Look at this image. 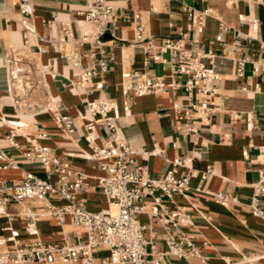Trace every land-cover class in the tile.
Instances as JSON below:
<instances>
[{
    "label": "crops",
    "instance_id": "obj_1",
    "mask_svg": "<svg viewBox=\"0 0 264 264\" xmlns=\"http://www.w3.org/2000/svg\"><path fill=\"white\" fill-rule=\"evenodd\" d=\"M17 1L0 0V120L3 119L0 152L17 162L15 167L0 168V179L17 181L26 173L44 177L40 165L22 159L28 141L48 146L60 156L89 151L84 138V121L79 117L85 114V102L97 97L107 98L121 109L123 72L139 70L162 76L166 83L173 82L169 63L151 60L148 65L144 64L146 41L136 42L132 22V14L139 12L146 22L145 36L153 45L152 53L158 51L165 38L184 33L189 48L211 47L217 55L214 64L219 78L212 83L210 113H197L188 106L185 92L174 89L131 99L130 113L118 119L127 143L138 151L134 156L135 163L151 178L162 176L176 159L186 161L178 168V176L197 173L190 178V188L185 196L175 194L165 201L169 208L177 206L189 212L190 224L180 229L193 236L201 257L180 259L171 256L169 261L172 264H264V217L254 215L250 206L253 184L264 178V70L254 71V65H264V0H106L126 13L128 20H118L116 38H103L106 49L112 52L113 61L102 90H96L92 85L98 78L85 87L79 85L80 67L63 57L66 53L81 54L90 48L89 43H78L84 32L90 33L93 29L92 24L78 22L84 19L76 14L84 9V1L31 0L36 36L30 38L27 46H24L23 36L20 40L16 38V32L22 35ZM183 5L212 11L200 35L196 36L192 31ZM241 16L255 20L256 27L242 23ZM219 19L230 27L223 36L224 41L234 47L230 58L222 57L220 46L212 43L218 32ZM11 49H15L22 59L28 77L34 83L30 107L21 111L9 95L7 56ZM162 56L169 59L168 52H163ZM232 58H246L242 76L236 74ZM81 65L91 66L92 63L82 58ZM185 79V76L179 77L182 82ZM53 98L56 99L54 103ZM185 112H189V118L184 116ZM55 113L68 114L74 128L67 130L55 123ZM236 115L240 117L236 118ZM248 115L252 123L250 129L247 128ZM9 119L23 123L12 141L6 124ZM41 134L45 137H40ZM100 143V140L96 141V144ZM72 163L84 168L88 174L89 190L78 194L86 208L94 212L106 208L108 202L95 187L93 176L97 172L91 168V163L79 158H73ZM207 167L211 168L212 174L201 179L200 174ZM217 194L227 196V201L217 202ZM143 199L148 206L151 198L145 195ZM259 205L264 211V194L259 196ZM16 207L11 205L10 211ZM139 219L150 226L146 237L160 251L166 250L162 226L147 214H141ZM5 224L6 219L0 217V233ZM66 224L61 227L54 220L40 221L41 238L46 242H61ZM14 226L23 230V222L19 219L15 220ZM94 254L103 256L107 252L97 250Z\"/></svg>",
    "mask_w": 264,
    "mask_h": 264
},
{
    "label": "built area",
    "instance_id": "obj_2",
    "mask_svg": "<svg viewBox=\"0 0 264 264\" xmlns=\"http://www.w3.org/2000/svg\"><path fill=\"white\" fill-rule=\"evenodd\" d=\"M84 9L76 11L85 20L91 22L94 29L84 32L80 45L89 43L90 48L81 54H64L74 66L80 67L81 86L92 83L96 90L103 89V82L113 61L112 52L106 49L103 40L108 34L115 37L118 20H128L126 13L110 5L106 0H83ZM19 24L26 35L36 36L32 22L33 6L31 0H18ZM192 31L196 36L203 32L205 21L212 15L210 9L195 10L183 5ZM218 32L213 40L221 49V56L230 58L234 47L224 41V34L230 30L222 20H218ZM242 23L256 27L255 20L241 16ZM135 26L136 42L143 43L146 57L144 64L151 60L171 65L173 82L166 83L162 76L150 75L139 70H128L122 73L123 102L121 109L115 101L107 98H93L85 102V114L79 116L83 121L85 141L89 151L66 153L65 156L55 154L48 146L29 142L22 153V159L31 164H38L44 177L26 173L21 179H0V217L6 219V224L0 233V264H54L61 261L66 264H172L169 257L180 259L201 257L200 249L194 244L193 236L185 234L180 227L190 224V214L182 207L169 208L166 200H171L175 194L185 196L190 188V178L197 173H186L178 176V168L186 163L183 159L172 162L171 168L158 178H151L148 172L135 163L134 156L138 151L127 143L118 119L128 115L131 109V99L142 97L159 91L182 89L191 107L199 114L212 111V83L219 78L215 71V51L207 49H192L187 46L184 33L165 38L157 52H151L153 45L146 34V22L139 12L132 14ZM40 40H42L40 38ZM168 52L169 59L162 56ZM89 59L91 66L82 67L81 59ZM238 76L244 73L246 58H232ZM9 72V89L11 100L19 108L28 105L34 83L28 77L24 62L11 49L7 56ZM264 70V65L255 66L254 71ZM185 76L184 82L179 77ZM177 109L178 106L174 105ZM52 111V109H51ZM184 116L189 118V112ZM240 115H236V118ZM54 122L67 130L74 128V123L66 113H55ZM9 139L17 135L18 128L23 123L9 119ZM248 115L247 128H251ZM40 137H45L41 134ZM100 140V144L96 141ZM79 158L91 163L96 170L93 176L95 187L105 196L108 206L94 212L86 208L83 199L78 194L89 190L88 174L84 168L73 165L72 159ZM16 161L0 152V168L15 167ZM212 174L207 167L201 174L206 179ZM264 194V178L253 184V195L250 206L256 216L264 217V211L259 205V196ZM151 198L148 206L143 197ZM227 196L215 195L217 202L225 203ZM17 205L13 212L11 205ZM141 214H147L165 230L164 242L166 250L160 251L146 232L150 226L140 221ZM16 219L23 222V230L14 226ZM54 220L59 226L67 222L72 226L63 232L61 242H46L41 238L39 222ZM7 232V234H4ZM150 237L153 234L149 233ZM97 250H105L107 254L96 256Z\"/></svg>",
    "mask_w": 264,
    "mask_h": 264
},
{
    "label": "bare ground",
    "instance_id": "obj_3",
    "mask_svg": "<svg viewBox=\"0 0 264 264\" xmlns=\"http://www.w3.org/2000/svg\"><path fill=\"white\" fill-rule=\"evenodd\" d=\"M78 22H83V23H89V24H92L91 22H88L87 20H85V19H82V21H78ZM20 25V24H19ZM93 25V24H92ZM93 29H94V26H93ZM93 29L91 30V32L93 31ZM22 36L24 37V46H27L29 43H30V38L31 37H33V38H35V36L34 35H26L23 31H22V35L20 36L19 34H18V32H16V38H18V40H20L21 38H22ZM4 69V68H3ZM4 71V70H3ZM1 72V71H0ZM3 73V72H2ZM1 75V74H0ZM1 77V76H0ZM49 79V78H48ZM5 82V81H4ZM76 83V82H75ZM5 84V83H4ZM124 85V83L122 84V86ZM6 89V88H5ZM10 95V94H9ZM56 101V99H54L53 98V100H52V102L54 103ZM13 105V104H12ZM53 105V104H52ZM10 107H12V106H10ZM25 107L23 106V105H20V107H19V110L21 111V110H23ZM3 120V119H2ZM2 120H0V124L3 122ZM106 199V198H105ZM107 202V201H106ZM107 205H109L108 203H107ZM65 228L67 227L68 229H70L72 226L70 225V224H66L65 226H64ZM57 262V261H56ZM59 264H62L61 263V261L60 262H58ZM58 263H54V264H58Z\"/></svg>",
    "mask_w": 264,
    "mask_h": 264
},
{
    "label": "water",
    "instance_id": "obj_4",
    "mask_svg": "<svg viewBox=\"0 0 264 264\" xmlns=\"http://www.w3.org/2000/svg\"><path fill=\"white\" fill-rule=\"evenodd\" d=\"M108 37H109V35H108V34H106V35H105V38H108Z\"/></svg>",
    "mask_w": 264,
    "mask_h": 264
},
{
    "label": "rangeland",
    "instance_id": "obj_5",
    "mask_svg": "<svg viewBox=\"0 0 264 264\" xmlns=\"http://www.w3.org/2000/svg\"><path fill=\"white\" fill-rule=\"evenodd\" d=\"M64 229H65V231L69 230L67 227L66 228L64 227Z\"/></svg>",
    "mask_w": 264,
    "mask_h": 264
}]
</instances>
